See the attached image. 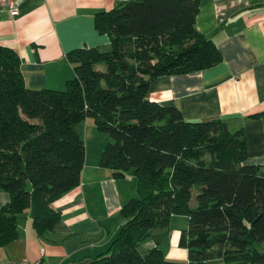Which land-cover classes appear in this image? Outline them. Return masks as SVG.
Here are the masks:
<instances>
[{
    "label": "trees",
    "instance_id": "16d2710c",
    "mask_svg": "<svg viewBox=\"0 0 264 264\" xmlns=\"http://www.w3.org/2000/svg\"><path fill=\"white\" fill-rule=\"evenodd\" d=\"M199 4L124 0L97 13L94 27L109 44L69 52L74 77L59 91L28 89L17 53L0 47V190L9 197L0 247L17 239L31 207L37 237L53 232L61 216L52 204L80 183L85 146L75 129L90 118L108 138L99 166L114 178L132 171L137 184L119 211L127 224L84 264H264V167L246 163L243 132L218 119L186 121L177 107L146 98L159 77L222 61L195 28ZM180 217L186 261L170 262L168 235Z\"/></svg>",
    "mask_w": 264,
    "mask_h": 264
},
{
    "label": "crops",
    "instance_id": "0c3cea01",
    "mask_svg": "<svg viewBox=\"0 0 264 264\" xmlns=\"http://www.w3.org/2000/svg\"><path fill=\"white\" fill-rule=\"evenodd\" d=\"M122 1L22 0L15 15L0 11V47L17 53L28 89L63 90L74 77L67 54L107 47L109 39L96 31L94 16ZM195 28L215 44L222 61L199 72L159 77L146 98L177 107L186 121L218 119L231 133L241 130L246 163L264 167V0H200ZM80 128L83 135V124ZM107 141L92 121L80 183L52 204L61 220L41 239L29 208L20 216L17 239L0 247V264L24 259L84 264L109 248L123 222L120 209L136 196L137 179L132 171L114 178L99 166ZM7 196L0 190V208Z\"/></svg>",
    "mask_w": 264,
    "mask_h": 264
},
{
    "label": "rangeland",
    "instance_id": "374dc122",
    "mask_svg": "<svg viewBox=\"0 0 264 264\" xmlns=\"http://www.w3.org/2000/svg\"><path fill=\"white\" fill-rule=\"evenodd\" d=\"M106 48V47H104ZM99 70H102V67H98ZM90 122L83 123V141L84 146L87 147V143L89 144V126L92 127V120H89ZM195 195H196V189L192 190V199L190 202V206L192 208L195 207ZM8 197V196H7ZM187 224V220L184 217L176 218V220L172 223V228L170 229V233L168 235V248L166 249L165 258L167 261L170 262H185L186 261V251L178 246V238L181 229L185 228ZM157 232V231H155ZM152 240H147L143 245L142 249H149L151 247H148V244L151 246Z\"/></svg>",
    "mask_w": 264,
    "mask_h": 264
},
{
    "label": "built area",
    "instance_id": "2783aa9c",
    "mask_svg": "<svg viewBox=\"0 0 264 264\" xmlns=\"http://www.w3.org/2000/svg\"><path fill=\"white\" fill-rule=\"evenodd\" d=\"M22 0H0V11H6L11 15H15L17 13V9ZM16 264H40L39 262H29L24 259Z\"/></svg>",
    "mask_w": 264,
    "mask_h": 264
},
{
    "label": "water",
    "instance_id": "95a60500",
    "mask_svg": "<svg viewBox=\"0 0 264 264\" xmlns=\"http://www.w3.org/2000/svg\"><path fill=\"white\" fill-rule=\"evenodd\" d=\"M75 130H76V133H77L78 135L81 134V128H80V127H77ZM127 222H128V221H124V222H122L120 226H121V227L125 226V225L127 224Z\"/></svg>",
    "mask_w": 264,
    "mask_h": 264
}]
</instances>
